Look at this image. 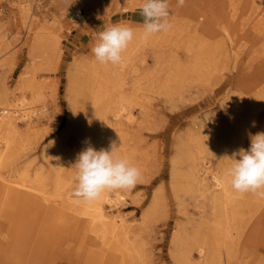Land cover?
<instances>
[{"label": "rangeland", "instance_id": "1", "mask_svg": "<svg viewBox=\"0 0 264 264\" xmlns=\"http://www.w3.org/2000/svg\"><path fill=\"white\" fill-rule=\"evenodd\" d=\"M141 3L0 0V91L21 97L32 87L42 95L29 120L17 119L1 174L43 173L54 194L52 159L74 176L70 168L87 146L111 150L115 143L114 158L141 171L133 189L119 190L120 203L106 204L128 220L134 264H184L188 250L199 263L197 247L184 242L219 206L213 187L205 192L193 178L194 165L209 182L227 175L224 157L247 150L249 134L264 132V0H186L183 7L169 0L173 27L148 41L141 39ZM115 24L136 33L120 82L113 65L91 52L98 33ZM96 96L105 103L124 97L129 112L99 139L87 112ZM232 192L242 216L231 224L235 238L219 264H264V198ZM0 196V264H79L74 254L70 261L65 253L41 256L35 223L18 208L5 211L6 191ZM89 227L67 234L63 249H93Z\"/></svg>", "mask_w": 264, "mask_h": 264}, {"label": "bare ground", "instance_id": "2", "mask_svg": "<svg viewBox=\"0 0 264 264\" xmlns=\"http://www.w3.org/2000/svg\"><path fill=\"white\" fill-rule=\"evenodd\" d=\"M129 55L130 53H123L122 63L113 65L114 77L118 82L123 81L122 70L130 62ZM28 89L31 95L24 92L21 97H16L15 93L0 91V105H6L0 106V193L5 190L7 195L3 205L4 210L10 213L18 208V212H22L30 223H35L31 226V230L35 229L36 235L33 237L35 239L38 237L37 245L41 256L48 253L52 255L65 253L69 261L73 259L71 254L77 256L79 264H134L138 254L135 256L136 248L131 240L128 220L122 214H110L106 211V204L120 203L118 201L123 196L119 190L105 191L98 200L90 203L78 200L71 195L74 184L71 170L68 173L64 165L53 159L54 194L48 191L45 182L47 177H43V173L38 172L34 177L29 174V171L22 170L19 177L15 178L4 177L1 174V168L6 166L7 156L16 143L17 119L29 120L31 112H35L34 109L32 111L29 109L33 108V103L39 101L42 96L32 87ZM126 101L128 99L121 97L117 100L109 99V102L105 103L96 96L90 108L87 109L89 120L96 126L95 135L93 134L95 138H101L104 133L110 134L117 126H120L121 118L128 112ZM19 111H21L20 116ZM197 166L196 163L193 178L202 185L205 192L213 187L212 201L215 203L214 208L217 205L219 208L214 209L210 218L204 217L207 221L202 220V222L206 224L204 223L200 230L195 231L192 238H187L184 242L187 248L196 246L200 253V260H203L199 263L194 262L191 250H188L189 253L185 254L183 261L184 264H219L227 246L232 248L230 244L235 237L231 224L235 221L237 224L242 214L234 202L230 178L227 175L214 174L213 181L209 182L206 178L207 171L203 168L204 171L202 170L203 174H201ZM85 223L90 225L89 238L94 248L85 249L86 252L81 246L75 247L72 252L64 250L62 242L67 234L71 232L70 234L73 235L80 232ZM206 229L211 231L210 235L205 233ZM79 256L83 259H79Z\"/></svg>", "mask_w": 264, "mask_h": 264}, {"label": "clouds", "instance_id": "3", "mask_svg": "<svg viewBox=\"0 0 264 264\" xmlns=\"http://www.w3.org/2000/svg\"><path fill=\"white\" fill-rule=\"evenodd\" d=\"M186 0H177V6L183 7ZM140 15L143 17L141 39L148 41L152 36L167 33L172 27L169 0H142ZM135 30L127 25L115 24L98 33V39L91 52L101 64L119 65L123 53L135 38ZM254 126V124H253ZM250 147L240 148L231 156L227 170L232 188L239 193H252L264 198V132L249 134ZM111 150L89 146L81 151L72 168V197L83 202L98 200L105 191L130 190L140 180L141 171L125 158H114L118 149L115 143Z\"/></svg>", "mask_w": 264, "mask_h": 264}]
</instances>
